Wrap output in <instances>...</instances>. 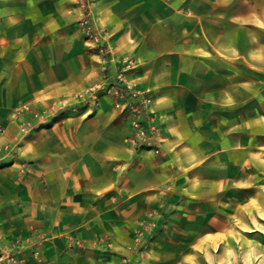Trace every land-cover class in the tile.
Masks as SVG:
<instances>
[{
	"label": "crops",
	"instance_id": "obj_1",
	"mask_svg": "<svg viewBox=\"0 0 264 264\" xmlns=\"http://www.w3.org/2000/svg\"><path fill=\"white\" fill-rule=\"evenodd\" d=\"M185 6L0 0V219L9 233L43 234L49 262L75 261L68 238L91 239L96 214L107 231L154 211L168 226L181 222L190 251L174 264L204 260L205 248L217 263L222 252L213 250L239 219L246 230L264 223V43L247 33L239 51L236 33L212 37L199 13L176 15ZM84 17L104 33L105 54L89 46ZM126 57L136 64L122 70ZM119 73L154 97L153 147L130 144L131 118L112 95L84 94ZM26 119L38 126L23 130Z\"/></svg>",
	"mask_w": 264,
	"mask_h": 264
},
{
	"label": "rangeland",
	"instance_id": "obj_2",
	"mask_svg": "<svg viewBox=\"0 0 264 264\" xmlns=\"http://www.w3.org/2000/svg\"><path fill=\"white\" fill-rule=\"evenodd\" d=\"M185 2L187 6L175 9L176 15L196 17L199 13L204 17V27L212 37L215 33L217 36L220 30L236 33L239 51L244 50L247 45V33L254 37L255 43H264V0H184ZM186 10L189 12L188 15H185ZM248 17L251 19L250 22H247ZM86 39L90 42L89 46L96 49L87 35ZM125 60L131 61L128 67H134L137 59L124 58L121 64L122 70L125 67ZM99 63L101 64L102 61ZM243 67L239 62V76L246 73ZM0 122L4 125V130L0 132L2 134L7 126L3 121ZM27 122H31V125H27ZM38 123V120L26 119L21 124V128L28 131L37 127ZM223 204L227 205L225 209L229 211L230 201H223ZM154 212L158 216L149 215L108 231L104 229L105 225L95 213L91 221L98 230L91 239L87 241L81 237L68 238L67 249L76 257L71 264H174L172 259L175 255L190 251L183 246V243L188 244L191 241L192 233L182 231L181 222L175 223V227L168 226L171 220L158 214V211ZM243 219H239L238 230L229 233L223 239L221 249L219 245L214 248V252L219 250L222 252V259L219 262L211 263L209 261L211 251L205 248L207 255L205 262L202 259L197 263L186 260L181 264H264V230H262L264 223L261 218L255 219L257 228L246 230L244 227L248 225ZM5 228L0 219V253L7 255L6 259L0 260V264H57L55 255H52L50 262L46 257L41 243L43 234L21 235L9 233ZM168 228L171 230H167ZM154 241L158 243L153 244ZM243 250H246V257L241 255L235 258L237 261L230 260L231 251H237L239 254Z\"/></svg>",
	"mask_w": 264,
	"mask_h": 264
},
{
	"label": "built area",
	"instance_id": "obj_3",
	"mask_svg": "<svg viewBox=\"0 0 264 264\" xmlns=\"http://www.w3.org/2000/svg\"><path fill=\"white\" fill-rule=\"evenodd\" d=\"M81 24L93 47L101 54H105L108 47L107 44L103 43L105 35L101 29L95 28L93 22L88 17H85L81 21ZM124 62L125 67L123 69H127L131 65V61L125 60ZM100 89H103L104 93H108L115 98V107L118 110L130 116L133 127L132 135L127 138L130 144L135 147L155 146V140L160 135V129L153 109L154 97L150 92L132 87L121 73L117 75L115 82L110 83L104 88L100 86L90 87L84 91V94L90 95L92 99H96L98 98L97 94ZM27 125H31V122H27ZM3 130L4 125L0 122V132ZM6 258L7 255L0 253V260Z\"/></svg>",
	"mask_w": 264,
	"mask_h": 264
}]
</instances>
